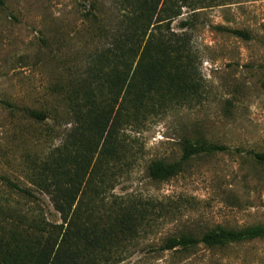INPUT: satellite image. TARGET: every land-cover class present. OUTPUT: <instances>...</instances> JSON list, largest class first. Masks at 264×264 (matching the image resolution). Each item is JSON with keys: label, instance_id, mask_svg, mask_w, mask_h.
I'll return each instance as SVG.
<instances>
[{"label": "rangeland", "instance_id": "1", "mask_svg": "<svg viewBox=\"0 0 264 264\" xmlns=\"http://www.w3.org/2000/svg\"><path fill=\"white\" fill-rule=\"evenodd\" d=\"M1 1L0 175L30 189L48 220L59 222L48 198L29 184V169L66 141L74 122L69 99L87 78L90 57L108 46L101 35L115 28L118 0ZM216 3L183 30L197 56L199 101L125 130L132 157L125 166L110 164L98 185L94 207L134 199L151 213L118 264H264V239L160 251L169 237L264 227V160L254 157L264 155V0ZM190 14L183 10L171 28L181 32ZM30 111L47 119L36 122ZM185 139L226 150L150 180L148 165L179 162ZM23 202L0 182V205L25 210Z\"/></svg>", "mask_w": 264, "mask_h": 264}, {"label": "trees", "instance_id": "2", "mask_svg": "<svg viewBox=\"0 0 264 264\" xmlns=\"http://www.w3.org/2000/svg\"><path fill=\"white\" fill-rule=\"evenodd\" d=\"M218 1L230 0H118L115 28L101 35L108 46L90 57L87 78L69 99L74 122L66 141L29 169V184L48 198L59 222L48 220L30 189L0 175V182L24 201L23 206L29 205L25 210L0 205V264L122 261V252L144 232L151 213L134 199L94 207L98 185L112 164L125 166L132 157L122 135L125 130L199 101L197 56L183 30L192 28L199 10L214 7ZM183 10L191 14L179 23L182 31L178 33L171 25ZM230 33L248 39L243 32ZM28 116L36 122L47 119L35 111ZM225 150L185 139L179 162H152L147 176L152 181L166 180L189 159ZM254 157L264 160V155ZM253 239H264V227L218 228L200 238L169 237L160 251L176 252L197 245L224 247Z\"/></svg>", "mask_w": 264, "mask_h": 264}]
</instances>
